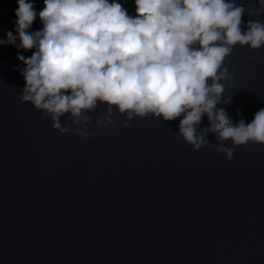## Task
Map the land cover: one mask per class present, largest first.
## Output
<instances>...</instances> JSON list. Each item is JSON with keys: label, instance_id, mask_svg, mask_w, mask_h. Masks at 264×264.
Listing matches in <instances>:
<instances>
[{"label": "clouds", "instance_id": "1", "mask_svg": "<svg viewBox=\"0 0 264 264\" xmlns=\"http://www.w3.org/2000/svg\"><path fill=\"white\" fill-rule=\"evenodd\" d=\"M136 16L117 0H44L38 13L42 29L29 32L37 12L30 0H17L16 35L8 31L0 45L19 44L30 57L18 53L25 86L21 103H31L49 116L60 134L75 131L91 117L86 113L98 104L107 109L96 126L112 124L113 110L126 117L123 127L135 117L163 121L179 120L178 133L194 151L212 147L206 139L215 135L218 154L228 160L235 146L264 144V109L251 123L235 125L219 103L225 98L224 83L234 74L224 62L234 46L258 50L264 46V24L248 21L247 11L235 0H134ZM249 15L264 12V0ZM66 114L71 125H62ZM239 115V110H238ZM206 116L208 126L200 128ZM199 128V131H198ZM231 140L233 147H225ZM250 150V149H249Z\"/></svg>", "mask_w": 264, "mask_h": 264}]
</instances>
